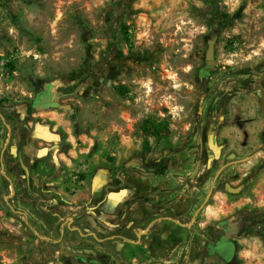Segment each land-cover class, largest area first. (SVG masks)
I'll return each mask as SVG.
<instances>
[{"label":"rangeland","instance_id":"rangeland-1","mask_svg":"<svg viewBox=\"0 0 264 264\" xmlns=\"http://www.w3.org/2000/svg\"><path fill=\"white\" fill-rule=\"evenodd\" d=\"M42 108L113 131L88 208L115 218L60 264H228L222 237L234 264H264V0H0V211ZM13 246L0 235V264Z\"/></svg>","mask_w":264,"mask_h":264},{"label":"crops","instance_id":"crops-1","mask_svg":"<svg viewBox=\"0 0 264 264\" xmlns=\"http://www.w3.org/2000/svg\"><path fill=\"white\" fill-rule=\"evenodd\" d=\"M36 116L42 121L29 124L21 150L29 179L24 173L22 187L16 179L11 180L3 197L5 207L0 211V215H6V226L0 225V235L9 237L13 247L23 252L22 257L13 254L10 263L37 264L42 259L51 263L52 258L56 264L75 263L80 250H90L86 243H78L76 236H82V231L92 235L100 218L106 225L115 218L109 214L99 217L88 208L89 203H94L95 186L101 184L104 190L110 182V173L105 169L107 161L102 155L114 151L113 131L108 127L96 135L90 128L76 126L78 119L49 108L40 109ZM84 206L86 214L81 210ZM135 214L124 216L132 224L139 220ZM110 229L106 230L109 235ZM121 231L135 236L144 233L133 226Z\"/></svg>","mask_w":264,"mask_h":264},{"label":"flooded vegetation","instance_id":"flooded-vegetation-1","mask_svg":"<svg viewBox=\"0 0 264 264\" xmlns=\"http://www.w3.org/2000/svg\"><path fill=\"white\" fill-rule=\"evenodd\" d=\"M210 69H212V67L210 65V62H207L206 59H204L203 67L197 71V75L199 77L202 75V79L205 80V83L207 82V79L209 78ZM218 85H220V83ZM218 102H219L218 100L215 101L216 104ZM196 167H197V170H198L199 163H196L194 169ZM129 194L130 193H128V190L125 189V191H124V193L122 195V200L124 201L123 203H126V201H128ZM204 208H205V205L203 206V210H204ZM135 215H153V214H148L147 212L143 211L142 208H141V210L137 211ZM140 230H142V232H144V233L141 234L142 236H144L146 233H149V232H150V234H153V231L152 230L149 231V228H144V229H140ZM211 248H212L211 250L214 251L213 252L214 254H216L219 258H221L222 260H224L228 264H234L235 263V261H236L235 260V253L237 251V248H236V245L233 243V241L231 239L222 237ZM206 249H208V246L206 247Z\"/></svg>","mask_w":264,"mask_h":264},{"label":"water","instance_id":"water-1","mask_svg":"<svg viewBox=\"0 0 264 264\" xmlns=\"http://www.w3.org/2000/svg\"><path fill=\"white\" fill-rule=\"evenodd\" d=\"M57 108L62 109V110H66V111H70V107L69 106H57L55 105ZM20 166L23 169L26 179L28 180L29 174H28V169L23 165L22 161H20ZM197 171V167L194 169V171L192 172V174L190 175V177L192 175H194V173Z\"/></svg>","mask_w":264,"mask_h":264},{"label":"bare ground","instance_id":"bare-ground-1","mask_svg":"<svg viewBox=\"0 0 264 264\" xmlns=\"http://www.w3.org/2000/svg\"><path fill=\"white\" fill-rule=\"evenodd\" d=\"M147 89H148V88H147ZM147 93H150V90H148Z\"/></svg>","mask_w":264,"mask_h":264}]
</instances>
